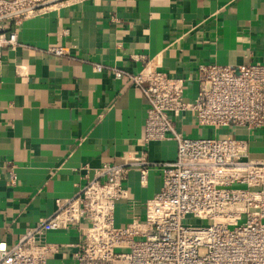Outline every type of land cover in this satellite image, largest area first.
Segmentation results:
<instances>
[{
  "label": "crops",
  "instance_id": "0c3cea01",
  "mask_svg": "<svg viewBox=\"0 0 264 264\" xmlns=\"http://www.w3.org/2000/svg\"><path fill=\"white\" fill-rule=\"evenodd\" d=\"M0 29L15 30L18 40L0 48V241L8 245L103 163L140 151L155 163L175 159L174 140L143 142L148 103L139 87L115 78L111 68L136 73L154 67L177 75L191 99L199 62L264 63V0H63L0 20ZM52 46L67 52L53 54ZM174 124L189 137L232 131L199 126L186 111ZM232 133L249 142L250 157L264 159V128ZM161 183L158 165L148 168L144 182L130 168L115 225L143 219ZM79 239L66 228L45 234L58 255L75 251ZM59 263L57 256L48 261Z\"/></svg>",
  "mask_w": 264,
  "mask_h": 264
},
{
  "label": "built area",
  "instance_id": "2783aa9c",
  "mask_svg": "<svg viewBox=\"0 0 264 264\" xmlns=\"http://www.w3.org/2000/svg\"><path fill=\"white\" fill-rule=\"evenodd\" d=\"M48 1L0 0V17L30 15ZM17 43L15 30L0 33V48ZM48 50L67 52L63 46ZM111 70L139 87L148 103L143 142L174 140L175 159L155 163L140 151L123 155L120 163H103L94 177L84 175L72 195L56 198L53 212L15 243L0 241V264H48L54 256L59 264H264V159L250 157L249 142L232 133L236 127L264 128V63L199 62L191 99L184 96L186 80L177 75L154 67ZM184 111L199 126L232 131L186 136L174 124ZM151 165L160 166L162 183L146 201L144 218L115 225V205L127 196V171L137 168L144 182ZM16 180L11 170L10 184ZM64 228L80 239L71 254L58 255L45 234Z\"/></svg>",
  "mask_w": 264,
  "mask_h": 264
},
{
  "label": "water",
  "instance_id": "95a60500",
  "mask_svg": "<svg viewBox=\"0 0 264 264\" xmlns=\"http://www.w3.org/2000/svg\"><path fill=\"white\" fill-rule=\"evenodd\" d=\"M60 1H63V0H52V1H48V2H45V3H42V4H38L34 7H32L31 9H38V8H41V7H44V6H48V5H51V4H54V3H57V2H60ZM12 14L10 15H5V16H2L0 17V20H3V19H7L9 17H11ZM2 32V29H0V33Z\"/></svg>",
  "mask_w": 264,
  "mask_h": 264
},
{
  "label": "rangeland",
  "instance_id": "374dc122",
  "mask_svg": "<svg viewBox=\"0 0 264 264\" xmlns=\"http://www.w3.org/2000/svg\"><path fill=\"white\" fill-rule=\"evenodd\" d=\"M219 130H221V129H219ZM217 131V130H216ZM216 134H220V132L218 131Z\"/></svg>",
  "mask_w": 264,
  "mask_h": 264
}]
</instances>
